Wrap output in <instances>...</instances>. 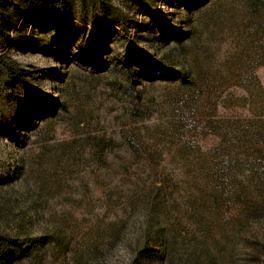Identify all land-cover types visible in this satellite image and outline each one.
<instances>
[{"label":"rangeland","instance_id":"rangeland-1","mask_svg":"<svg viewBox=\"0 0 264 264\" xmlns=\"http://www.w3.org/2000/svg\"><path fill=\"white\" fill-rule=\"evenodd\" d=\"M26 2L0 44L32 88L0 67V236L35 245L0 264H132L152 230L148 264H264V0ZM127 42L181 77L131 82Z\"/></svg>","mask_w":264,"mask_h":264},{"label":"trees","instance_id":"trees-1","mask_svg":"<svg viewBox=\"0 0 264 264\" xmlns=\"http://www.w3.org/2000/svg\"><path fill=\"white\" fill-rule=\"evenodd\" d=\"M12 3L13 0H0V44L3 43V41L12 30L17 29L16 31H20L21 29L20 27H17L18 21L14 19L15 15L8 12V7ZM26 4L27 6H29V8L35 7V3L32 2V0H28ZM108 31H111V29H108ZM171 39L179 40L180 34H172ZM55 40L56 38H54L52 41ZM14 41L17 43H22L21 38H16L14 39ZM122 56L123 60L119 69L123 71L124 75L131 82L133 81L136 83H140L142 81L156 79L175 80L176 78L181 77V71L166 67L162 61L154 59L148 53V51H146L137 43L127 42L126 44H124L122 46ZM71 63H74L75 65L82 64L85 67H90L92 69H97L100 71H102L106 65L99 64L98 62H92L88 65L87 63L83 62V60H81L78 56H74ZM0 67L3 75V81L6 85L11 86L19 83L27 89H32L26 79L27 74L23 72L22 68L18 64L7 63L0 57ZM59 103L60 102L56 99H47L44 97V103L39 112L36 114L37 118L40 120L41 118L43 119L46 116L50 115V113L56 112V109L60 107ZM12 117L13 116L10 115L5 118L4 124L8 131H11L15 134L19 133L20 135H24V133H27L29 129H32L35 126V124L30 119L22 117L21 115L16 116V118H14L13 120ZM15 122L18 123L17 127L14 126L16 125ZM155 231L157 230H152L146 233L143 242L137 243V256L132 264H148L152 256H157L158 259H160V256L154 255L152 253L153 251L150 250L148 246L150 243H154L160 247L164 245L163 237L161 236V234L155 236ZM34 245L35 241L27 236L23 238H6L0 236V259L3 261H9V259L10 261L16 260L30 248L34 247Z\"/></svg>","mask_w":264,"mask_h":264}]
</instances>
